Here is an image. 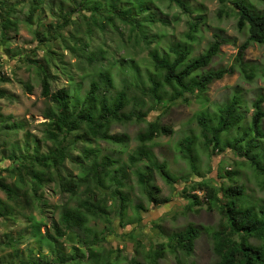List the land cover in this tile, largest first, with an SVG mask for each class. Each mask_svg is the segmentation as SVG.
Listing matches in <instances>:
<instances>
[{
    "label": "rangeland",
    "instance_id": "rangeland-1",
    "mask_svg": "<svg viewBox=\"0 0 264 264\" xmlns=\"http://www.w3.org/2000/svg\"><path fill=\"white\" fill-rule=\"evenodd\" d=\"M98 1L104 4V0ZM182 1L186 3L190 14L184 13L170 0H153V3H148L150 13L164 23L156 21L148 25L144 21L148 14L138 15L136 19L142 23L140 30L144 29V38L139 29H132L119 19L109 23L103 14L94 20L89 12H71L73 6L69 0H41V6L31 20H28V12L33 0H0V91L5 95L0 98V180L13 188L18 181V172L15 171L17 165L8 159L10 155L18 159L25 157L26 161L34 156L45 155L52 148V143L44 138L47 122L44 115L53 109L51 102L41 96L44 73L48 76L51 93L65 89L72 104L77 106L89 91L90 83L99 82V73L106 72L113 85L108 95L113 97L120 91L127 95L129 104L124 113H147L143 121L133 118L132 122L114 123L111 126V135L128 138L125 145L95 141L85 136L84 129L68 138L73 146L71 158L66 159L61 168L62 176H76L80 172L78 161L81 160L77 157H81L85 148L97 149L100 155H109L116 161L113 168L122 167L127 175L123 192L130 199V207L122 222L114 213L109 215L108 229L111 233L96 248L99 258L110 254L111 264L217 262L212 233L224 225L218 206L223 205L226 199L218 192V206L209 208L202 193L198 191L195 193L200 197L201 205L188 208V201L182 194L185 185L204 181L219 190L230 184L227 176L229 172L233 173L232 178L238 184L244 186L241 198L243 203L258 206L264 202L261 177H257L244 158L228 148L223 153L205 150L201 129L196 121L199 112L207 111L213 116L218 106L227 103L236 94L243 101V125L249 123L253 100L259 93L264 94V46L252 44L245 51L244 61L254 65L257 70V77L251 83L244 81L235 72L208 87L205 94L207 102L203 106L196 98L187 95V103L178 101L168 107L161 104L151 109L153 102L145 94L149 86L148 72L152 71L148 56L151 50L157 49L163 53L180 43L190 23L198 16L204 18V25H200L197 40L191 44L192 58L207 49L214 35L229 41V44L220 47L218 55L206 71L232 66L239 46L247 39L244 32L240 33L236 29V17L230 4L222 5L219 0ZM245 1L251 3L257 11H264V2ZM135 11L132 10V13ZM226 12L229 15L226 16ZM6 17L16 26L5 30L4 39L1 36V22ZM65 17L70 18L69 22L64 21ZM43 38L48 42L42 41ZM130 67L134 70L131 71ZM135 71L138 72L137 80L134 79L137 75ZM157 119L160 125L169 126L173 133L160 136L153 143L147 144V148L154 161L166 163L178 181L170 187L156 171L152 172L153 182L160 189L159 195L170 199L167 204L154 206L147 201L135 175L136 169L143 168L144 163L130 167L128 157L139 147L136 136L144 131L148 122ZM235 134L236 131H232L224 138L231 139ZM189 136L195 137L198 145L199 176L190 172L187 162L176 149L177 143ZM36 169L41 168L37 166ZM183 179L187 184H184ZM15 187L19 190L14 201L7 199L0 191V211L8 213L0 218V264H23L30 259L45 264L47 259L43 258L44 262L40 259L48 256V249L45 246L39 248L32 234L34 224L28 217H33L40 224L42 234H53L51 225L58 220L60 212L64 208L75 207L84 199L83 188L77 197H70L61 191L57 180L46 182L36 196L26 185ZM108 204L112 207L116 202L111 204L109 201ZM136 205L143 208L139 214L134 209ZM189 226L199 231L191 254L164 248L163 258L155 262L153 259L158 245L166 244L172 234ZM89 227L97 232L106 230L105 222L100 220L90 221ZM60 241L57 245L60 244V250L65 256L72 253L73 246H78L75 244L76 238L71 234ZM83 253L86 255L87 251L83 249ZM66 264L74 263L67 260Z\"/></svg>",
    "mask_w": 264,
    "mask_h": 264
},
{
    "label": "trees",
    "instance_id": "trees-1",
    "mask_svg": "<svg viewBox=\"0 0 264 264\" xmlns=\"http://www.w3.org/2000/svg\"><path fill=\"white\" fill-rule=\"evenodd\" d=\"M174 2L184 13L190 14L188 7L182 0H170ZM264 2V0H259ZM73 9L71 12H89L92 19L105 15L109 23L119 19L122 23L132 29H139L142 23L136 19L138 15L148 14L145 22L148 25L157 22L164 23L161 19H155L148 3L153 0H104V4L98 0H69ZM222 5L230 4L231 10L236 17V29L247 35L246 41L239 46L234 58V63L228 68L207 70L212 60L218 55L220 47L229 44L228 39L218 35L213 36V41L207 49L197 57L192 58V43L196 42L200 25H204V18L198 16L190 23L184 40L175 46L168 48V51L160 53L153 49L149 52V63L152 71L148 72L146 96L153 102L154 107L170 106L175 102H188L187 95L196 98L201 106L206 104L205 94L208 87L215 81L221 80L226 75L238 72L241 78L251 83L257 77V70L254 65L244 61L245 51L252 45L264 46V11H257L255 7L245 0H219ZM118 4L120 5L118 7ZM41 6V0H33L28 12V20ZM127 6H130L128 9ZM136 10L132 13V10ZM102 11V13H101ZM222 13L219 14L221 16ZM225 15H229L227 12ZM70 18L65 17V22ZM69 22V21H68ZM63 24V26H65ZM1 36L5 39V30L15 27L8 17L1 22ZM144 36V29L140 30ZM42 41L48 42L44 39ZM131 71L134 68H129ZM134 79L137 80L138 72L135 71ZM112 80L108 73H99V82L92 81L89 91L79 102V105L72 104L67 90L60 89L51 93L48 76L43 75L41 81V96L48 99L53 105L44 118V138L52 143V148L45 155L34 156L31 160L25 157L17 158L10 155L8 159L17 165L18 181L15 186L26 185L34 196L48 181L57 180L62 192L70 197H77L80 189L83 188L84 199H81L73 208H64L57 221L51 225L53 234L40 232V224L29 216L28 219L34 224L32 234L36 239L39 248L45 246L48 249V256L41 257L40 261L45 264H66L69 260L74 264H111L110 254L107 257H100L96 248L105 242L106 237L111 233L109 215L114 213L122 222L130 207V199L123 192L126 173L122 167L113 168L116 161L109 155H100L97 149L85 148L81 157H77L80 172L76 176L60 174L61 168L66 159L71 158L72 142L68 138L84 129L85 136L97 141H104L109 144L125 145L127 137H119L110 134V128L114 123L143 121L147 113L127 115L124 109L129 100L124 91L118 92L110 97L109 90L112 88ZM28 90L29 87H26ZM5 95L0 91V98ZM264 94L259 93L252 102V115L249 123L244 126V113L241 112L243 101L240 96L234 94L230 101L217 107V113L213 116L207 111H201L196 115V121L201 129V136L204 139L202 145L205 150L212 153H223L225 149L232 150L237 156L244 158L251 166L257 177H261L264 186ZM204 110H206L204 108ZM134 116V117H133ZM236 131L235 137L224 138L228 133ZM172 129L166 125H160L159 120L148 122L143 132L136 136L139 142L138 149L128 157L130 167H137L144 163L143 168H137L135 175L142 188L147 201L151 205H164L170 202L168 197L160 196V189L154 184L152 172L156 171L162 180L170 187H173L178 179L170 173L166 163L154 161L147 144L160 136L171 135ZM80 139L81 137H77ZM198 145L195 137H185L177 143L176 149L181 157L187 162L192 174L200 175ZM210 153V155L212 154ZM209 155V154H208ZM39 166L41 169L37 170ZM230 184L221 187L219 190L206 182L185 185L182 194L186 198L187 206L199 207L201 199L195 192H201L208 207L218 206V192L226 199V202L218 206L224 219L221 225L212 233L213 251L218 260L215 264H264V202L261 205L253 206L243 203L241 198L244 195V186L238 184L227 172ZM27 177V178H26ZM222 179L223 177L220 176ZM226 178V177H224ZM184 184L187 181L184 180ZM9 186L0 180V191L7 199L14 201L17 197V189ZM116 202L110 207L108 202ZM134 209L137 214L143 211L142 206L136 205ZM8 213L0 211V218ZM104 221V230L97 232L89 227L90 221ZM140 221V219H138ZM128 224V223H127ZM68 234L76 238L72 253L69 256L63 255L60 250V240ZM199 231L189 226L185 230L174 233L169 237L166 244H160L155 251L154 261L163 258L164 248L170 250H181L189 255L193 251L195 240ZM254 241V242H253ZM83 249L87 251L85 255ZM31 253V252H30ZM39 258V255L38 257ZM23 264H39L38 260L30 259Z\"/></svg>",
    "mask_w": 264,
    "mask_h": 264
}]
</instances>
